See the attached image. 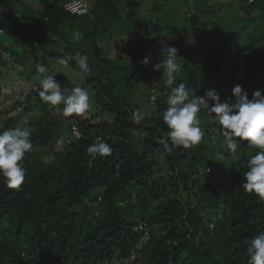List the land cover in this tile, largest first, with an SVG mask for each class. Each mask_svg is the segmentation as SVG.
I'll return each instance as SVG.
<instances>
[{
    "label": "trees",
    "instance_id": "1",
    "mask_svg": "<svg viewBox=\"0 0 264 264\" xmlns=\"http://www.w3.org/2000/svg\"><path fill=\"white\" fill-rule=\"evenodd\" d=\"M25 1L0 0V26L14 40L13 47L0 43V61L7 60L2 53L7 50L25 69L28 61L37 63V71V65L48 67L49 58L86 54L89 81L101 106L65 118L32 90L28 104L38 111L27 115L28 123L21 115L0 122V131L29 129L33 143L21 162L25 181L20 189L8 188L0 176V264H121L141 241V220L147 221L151 236L130 264H247L250 240L264 231V202L241 187L247 161L255 154L247 149L248 141L232 162L227 159L232 154L224 150L231 176L223 179L216 178L224 163L216 157L210 133L204 132L198 145L177 147L170 154L160 141L169 130L162 114L171 87L183 82L188 89L191 77L201 76L204 67V77L215 79L207 85L221 102L232 97L237 84L249 99L257 89L264 95V0L232 3L229 12L246 25L239 38L227 33L221 47L213 41L210 14L215 9L200 2L194 15L188 13L191 22L169 38L163 33L166 24L150 20L140 23L138 38L128 43L126 37L115 39L126 20L116 0H87L90 8L84 15L64 8L70 0ZM76 32L82 34L79 41ZM159 39H168L167 47L178 50L175 59L182 75L172 86L162 70L153 69L167 58V47L157 49ZM102 41L114 42L115 56L104 51ZM199 42L204 43V58L192 66ZM145 56L151 62L142 66ZM69 63L76 65L75 59ZM2 78L0 68V102ZM135 80L149 99L157 94L155 109L145 112L140 124L131 118L134 110L144 112L133 104L136 93H120L134 91ZM221 85L227 89L220 91ZM74 122L80 137L73 134ZM209 124L219 128L215 137L224 147L221 126L215 119ZM64 131L69 140L59 147ZM97 136L112 147L110 156L87 154ZM210 164L213 171L207 172Z\"/></svg>",
    "mask_w": 264,
    "mask_h": 264
},
{
    "label": "clouds",
    "instance_id": "2",
    "mask_svg": "<svg viewBox=\"0 0 264 264\" xmlns=\"http://www.w3.org/2000/svg\"><path fill=\"white\" fill-rule=\"evenodd\" d=\"M81 33L73 34L79 41ZM167 58L153 65L154 70H162L163 78L169 86L174 85L181 65L176 62L178 50L176 47H167ZM75 59L81 72L89 73L91 68L88 56L76 52L75 56L62 57L58 63L67 67ZM151 62L150 56H145L142 66ZM39 79L38 95L41 101L56 108L58 114L65 118L73 115H83L90 108L89 93L81 87H73L70 92L62 91L61 84L55 79L58 73L50 74L48 68L37 65ZM234 98V102H233ZM167 108L163 111L162 119L169 129L160 143L166 153H172L174 148L185 149L198 145L204 135L200 127L199 113L202 109L212 115L221 126L220 131L224 138L227 150L237 154L241 142L248 141L247 149L254 152L247 161V171L241 187L246 193L254 194L264 202V95L257 89L249 99L241 85L232 89V97L221 102L215 89H208L202 97L195 96L189 99L186 85L181 82L171 87L166 100ZM62 106V107H61ZM146 113L139 109L132 111V122L140 124L146 118ZM32 133L27 128L17 127L0 131V176L8 188L19 190L25 181V169L22 165L26 154L33 150ZM240 138L237 140L235 138ZM112 147L102 138L88 145L86 152L92 158L107 157L112 154ZM247 264H264V231L252 238L247 247Z\"/></svg>",
    "mask_w": 264,
    "mask_h": 264
},
{
    "label": "rangeland",
    "instance_id": "3",
    "mask_svg": "<svg viewBox=\"0 0 264 264\" xmlns=\"http://www.w3.org/2000/svg\"><path fill=\"white\" fill-rule=\"evenodd\" d=\"M42 0H26L25 4L32 3L34 5H37ZM49 1V0H46ZM118 4L122 8V12L125 15L124 24H120L118 26V30L116 31L117 37L115 39H121L122 37H126V40L129 42H132V40H136L138 38L137 31L139 30L140 23L143 21V24L145 22H149L152 20L153 22L160 21L161 23L166 24V28L163 33L166 35V37L169 38L171 34H175L177 32V29L183 26H187L189 24V16L188 13L191 14L193 10L198 9L197 5L199 2L201 3V6H207L211 10H214L211 12V16L213 15L212 19L214 21L213 26L211 25L212 29L215 30V40L214 42H217V46L221 47V39H223L227 33L232 34L233 36L239 38L240 34L239 31L243 30L245 28L246 22L245 21H236L233 15H231V11L229 10L232 3L236 7L237 4H241L242 0H116ZM209 3V4H208ZM225 4V5H224ZM156 9H152V6ZM206 8V7H205ZM230 11V12H229ZM1 14V13H0ZM206 17V16H205ZM223 22L224 24L220 23ZM191 22V20H190ZM259 24V23H258ZM261 24V23H260ZM262 30V29H260ZM127 33V35H121V34ZM1 37H3V40L0 38V43L4 42V39L9 40V45L11 47L14 46V40L9 36L8 33L3 34ZM196 40V39H195ZM193 40L192 42H194ZM126 41V43H127ZM168 39H159V44L157 46L158 51H164L166 50V47L168 46ZM6 44V42H4ZM102 48L105 52H108L109 55L115 56L117 47L113 43H108L105 41L101 42ZM7 44V45H8ZM20 49L19 47H17ZM151 53V50H149ZM3 59V58H2ZM60 57L55 58H49L48 63V71L52 73H57L55 75V79L60 82V84H64V87L62 88V91L70 92L73 87H81L88 91L89 93V102H90V108L86 112H95L100 109V102L97 98V90L94 88V84L90 83L89 79L91 78L92 73H83L79 69L78 66L72 65L69 63L67 67L62 66L58 63ZM153 59V58H152ZM37 63H34L33 61H28L26 63V69L24 71H20L17 69L13 63L3 59L0 61L1 69L3 71V78H2V84L6 85V87L11 86L12 91L7 88L4 89V92L2 93V99L0 102V122L2 123L5 121L8 116H15L20 117L22 120L28 123L27 115L29 114H35L38 109L33 108V106L28 104V98L33 93V85L34 80H39L41 78V74H39L37 71H34V65L36 66ZM135 67V66H134ZM136 68V67H135ZM134 70V69H133ZM208 68L204 67V72H202V75H195L194 77H191L190 80V86L187 90L189 92V99L194 98L195 96L202 97L205 95V92L202 91V88L204 87L205 90L211 89L210 85H207V82L214 81L213 77H204L207 76ZM132 71V69H131ZM135 71V70H134ZM140 71H138L139 73ZM182 75L181 73H178L177 76ZM126 83H130L129 81H126ZM10 84V85H9ZM139 84L136 80L134 83L132 82L131 85L134 87V91L131 92L129 89H120L121 94H134L136 95L133 98V104L138 105L139 108H141L144 112H149L155 109V101L157 100L153 97H150V99L145 95V91L141 89ZM3 85V86H4ZM136 89V90H135ZM226 86L221 85L220 91L226 90ZM143 92V93H142ZM34 99V97L32 96ZM222 98V97H221ZM223 99V98H222ZM36 98L34 99V101ZM29 105V106H28ZM30 109V110H29ZM27 110L28 113H27ZM84 113L83 116L86 114ZM200 118V127L201 129L206 132L210 133L211 135V143L213 146H216V157L218 160L223 161V169H220L216 172V178L223 179L225 177L229 178L231 176L230 173V164L225 163V153L224 150H227L226 144L223 141L224 147L220 145L218 142V138L215 137V134L219 131L218 127H213L208 123H211V121L214 119L212 115H210L206 109H202L201 112L198 114ZM108 116V115H107ZM210 126V128H208ZM62 139L60 138L57 141V145L59 147H63L67 142L68 138H66L65 131L62 134ZM237 140H240V138H235ZM244 141L241 142V146H244ZM239 147V148H240ZM224 148V149H223ZM237 154L233 157L229 156L227 159L229 161H233V159H237ZM229 152V151H228ZM220 160V161H221ZM227 165V169H226ZM213 166L210 164L208 165L207 172L213 171Z\"/></svg>",
    "mask_w": 264,
    "mask_h": 264
},
{
    "label": "built area",
    "instance_id": "4",
    "mask_svg": "<svg viewBox=\"0 0 264 264\" xmlns=\"http://www.w3.org/2000/svg\"><path fill=\"white\" fill-rule=\"evenodd\" d=\"M64 8L72 14L84 15L89 11L90 4L87 0H70L64 4ZM191 14L194 15L195 10H193ZM194 24H195V28H197L198 27V21L195 20ZM4 33H5V31H4L3 27L0 26V35H3ZM2 53L4 55V58H6L9 62L13 63V65L17 69H19L20 71L25 70V66L22 63L13 61V59L11 57V53L9 51L2 50ZM203 58H204V43L199 42L197 45L196 53L190 59V64L192 66L196 65ZM33 82H34L33 90L39 91V80L36 79ZM151 97L155 98V97H157V94L156 95L153 94V95H151ZM92 117H93L92 114H88V118L91 119ZM72 130H73V134L76 137L81 136L80 126L77 123L74 122V124L72 126ZM97 138H102V137L97 136ZM97 138H96V140H97ZM137 229L143 231L141 241L136 246V248H134L131 251L130 255L127 258H124V260L121 264H130V263L134 262V260L137 259V256L139 254V250H141V248L143 247V244L150 239V236H151L150 227L148 226L147 221L141 220L137 225Z\"/></svg>",
    "mask_w": 264,
    "mask_h": 264
},
{
    "label": "crops",
    "instance_id": "5",
    "mask_svg": "<svg viewBox=\"0 0 264 264\" xmlns=\"http://www.w3.org/2000/svg\"><path fill=\"white\" fill-rule=\"evenodd\" d=\"M40 2H41V1H40ZM208 4H209V3H208ZM152 9H156V5H155V7L152 6ZM1 38H2V40H3V37H1ZM192 41H193V40H192ZM4 42H6V44H8V43H9V40H8V39H6V40L4 39ZM191 43H193V42H191ZM3 85H4V84H3ZM9 85H10V84H9ZM4 87L6 88V90H7V88H9L10 90L12 89L11 86L6 87V85H4V86H3V92H4V89H5ZM11 91H12V90H11Z\"/></svg>",
    "mask_w": 264,
    "mask_h": 264
}]
</instances>
